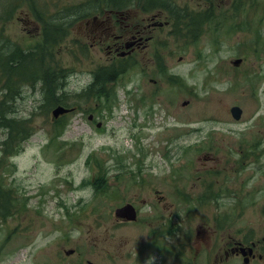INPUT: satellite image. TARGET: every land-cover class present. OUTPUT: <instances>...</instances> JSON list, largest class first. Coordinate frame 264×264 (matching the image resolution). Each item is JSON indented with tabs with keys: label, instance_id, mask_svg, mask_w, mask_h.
<instances>
[{
	"label": "rangeland",
	"instance_id": "obj_1",
	"mask_svg": "<svg viewBox=\"0 0 264 264\" xmlns=\"http://www.w3.org/2000/svg\"><path fill=\"white\" fill-rule=\"evenodd\" d=\"M217 1L220 9L233 3ZM7 2L0 0V26ZM9 7L17 17L32 15L23 3ZM193 8L200 6H185L188 12ZM73 12L68 8L57 16ZM244 18L264 33V0L241 11L238 20ZM79 22L75 17L70 24L51 26L53 34L69 31L74 40L71 44L66 36L50 46L41 26L24 31L8 22L0 51L35 42L29 49H43L47 59L67 69L64 90L75 98L92 82L91 71L113 60L94 53ZM157 33L155 54L131 58L112 81L117 96L111 94L110 107L95 97L77 99L76 109L57 121L51 108L40 107L39 87L21 86L15 114L32 117L35 132L12 157L0 144L1 188L10 191L15 204L11 215L0 218V264H221V234L207 230L216 226V218L226 217L236 236L253 235L263 225L264 199L252 192L256 186L264 190V47L255 44L251 29L220 32L219 45L212 43V34L186 46L189 32L182 39L159 26ZM159 56L189 90L180 87L182 79L162 73ZM238 57L243 61L234 65ZM38 63L27 58L17 71ZM2 92L0 84V100ZM234 105L243 109L239 118L230 111ZM63 121L64 126L58 124ZM6 136L0 127V143ZM97 175L107 186L98 193L89 180ZM126 202L140 209L136 221L115 215ZM152 235H160L153 244ZM70 248L76 250L72 255L65 252Z\"/></svg>",
	"mask_w": 264,
	"mask_h": 264
},
{
	"label": "flooded vegetation",
	"instance_id": "obj_2",
	"mask_svg": "<svg viewBox=\"0 0 264 264\" xmlns=\"http://www.w3.org/2000/svg\"><path fill=\"white\" fill-rule=\"evenodd\" d=\"M16 2L29 6L32 15L29 13L26 16L17 17L13 9L4 12L2 16L7 19H2L0 27V33L3 35L7 33L8 22L14 26L21 24L26 31L36 25L43 29L44 26L57 24L58 12L70 8L74 12L64 17V20L71 22L68 20L70 17H77L80 21L81 34L87 41H91L90 48L96 54L113 59L111 62L118 59L135 58L146 53L152 57L157 49L158 27L165 26L166 28L171 23L167 9L157 5L143 6V0H78L68 4H56L53 7L45 6L43 0H17ZM185 6H190V4ZM66 36L70 37V43L73 44L74 37L69 31ZM31 45H35V42L29 41L24 44V47L29 50ZM84 46L89 49L88 45ZM65 48L71 49L72 46ZM22 49L25 51L24 48ZM223 193L221 189L216 200H219ZM255 193H261L264 199L263 188L256 186L252 194ZM223 221L225 224L222 223ZM215 225L207 230L221 234L222 255L217 260L224 262L242 259L245 262L247 258L248 262L245 264L264 263V223L253 235L246 236H236L237 233L233 228L228 227L226 217L216 218ZM252 225H255V222ZM158 237V235L152 236V244ZM161 242L163 246L168 247L164 240Z\"/></svg>",
	"mask_w": 264,
	"mask_h": 264
},
{
	"label": "trees",
	"instance_id": "obj_3",
	"mask_svg": "<svg viewBox=\"0 0 264 264\" xmlns=\"http://www.w3.org/2000/svg\"><path fill=\"white\" fill-rule=\"evenodd\" d=\"M164 0H152L153 5L159 6L163 4ZM210 3V6H205L204 9L191 10L189 23L186 20H182L181 17L175 16L173 19V27L175 30L182 29L188 26L190 28V40L185 44L196 42L202 32L204 23L215 24L217 28L219 21L217 16L224 18L229 27V33H237L239 31L253 30V40L259 47H264V33L260 27L255 26L248 19L244 18L238 20V16L241 11H245L249 6L259 5L261 0H233L230 6L220 9L217 0H205ZM177 14V13H176ZM64 18L59 19L58 23L63 21ZM51 27L46 28L47 39L51 38V33L48 30ZM54 41L55 37H52ZM39 61L29 71H17L20 64L26 60V58H11V57H0V84L2 97L0 100V127L7 130V136L3 140L1 150L3 154L12 155L17 154L23 145V142L29 139L35 132V128L32 123V117L25 120V117H18L15 114L14 103L16 98L21 94V86L25 83H29L30 87L36 90L38 87L43 95L42 103L40 107L45 108L46 112L50 108L56 105L73 106L77 99H88L90 97L98 98L101 104L110 106L111 94L116 95V89L114 79H117L125 71V66H99L93 73V81L81 92L74 95L76 98H70L69 93L64 90L66 81L65 71L67 69L59 64L57 59L47 58H34ZM160 61L161 71L165 70V65ZM171 79L179 80V76L171 75ZM117 96V95H116ZM75 101V102H73ZM64 117V116H63ZM63 117H60L57 121H61ZM58 124L64 126V121ZM63 130L58 134L62 136ZM4 161L0 160V165ZM4 165V164H3ZM1 165V166H3ZM0 166V167H1ZM102 168L101 164H97ZM101 170V169H100ZM99 175V174H98ZM96 176L93 179H89L94 185L95 192H101L106 190L105 183H103V176ZM2 181L0 180V218H6L12 214V208L15 206L13 197L10 191L1 188Z\"/></svg>",
	"mask_w": 264,
	"mask_h": 264
},
{
	"label": "water",
	"instance_id": "obj_4",
	"mask_svg": "<svg viewBox=\"0 0 264 264\" xmlns=\"http://www.w3.org/2000/svg\"><path fill=\"white\" fill-rule=\"evenodd\" d=\"M242 61V58H237L236 60L233 61V63L235 65H239ZM185 104L187 102H184ZM70 109L66 108L64 106H57L56 108H54L52 110V114L54 115V117H58L61 114H64L66 112H68ZM232 114L235 118H239L241 116L242 113V108L238 105H234L231 108ZM115 213L117 216L119 217H126L129 220H135L137 218V210L135 208V206L132 203H126L118 208H116ZM74 250L71 249L69 251H67V253H72ZM248 259H245V262H247Z\"/></svg>",
	"mask_w": 264,
	"mask_h": 264
},
{
	"label": "bare ground",
	"instance_id": "obj_5",
	"mask_svg": "<svg viewBox=\"0 0 264 264\" xmlns=\"http://www.w3.org/2000/svg\"><path fill=\"white\" fill-rule=\"evenodd\" d=\"M7 54H8V50H7V49H3V50L0 52V57H1V58H4V57L7 56ZM242 113H243V109H242ZM242 113H241V115H242ZM222 223L225 224L224 221H223ZM152 236H154V235H152ZM145 264H149L148 261H146Z\"/></svg>",
	"mask_w": 264,
	"mask_h": 264
}]
</instances>
